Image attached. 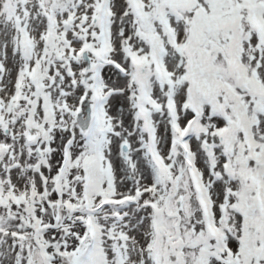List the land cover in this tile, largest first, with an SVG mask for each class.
<instances>
[{
	"label": "snow or ice",
	"instance_id": "obj_1",
	"mask_svg": "<svg viewBox=\"0 0 264 264\" xmlns=\"http://www.w3.org/2000/svg\"><path fill=\"white\" fill-rule=\"evenodd\" d=\"M0 264H264V0H0Z\"/></svg>",
	"mask_w": 264,
	"mask_h": 264
}]
</instances>
